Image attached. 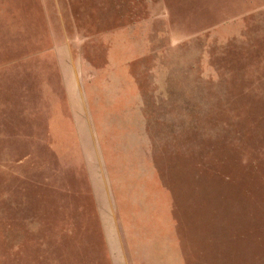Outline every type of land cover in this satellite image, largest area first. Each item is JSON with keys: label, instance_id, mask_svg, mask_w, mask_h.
Listing matches in <instances>:
<instances>
[{"label": "rangeland", "instance_id": "374dc122", "mask_svg": "<svg viewBox=\"0 0 264 264\" xmlns=\"http://www.w3.org/2000/svg\"><path fill=\"white\" fill-rule=\"evenodd\" d=\"M146 1L0 0V264H106L100 150L61 62L100 63L87 40L148 16ZM168 7L132 71L187 263L264 264V0Z\"/></svg>", "mask_w": 264, "mask_h": 264}, {"label": "crops", "instance_id": "0c3cea01", "mask_svg": "<svg viewBox=\"0 0 264 264\" xmlns=\"http://www.w3.org/2000/svg\"><path fill=\"white\" fill-rule=\"evenodd\" d=\"M146 2L148 16L87 40L102 50L100 63L63 59L62 83L84 84L83 90L78 88L74 114L84 117L87 140L100 150L94 154L98 166L90 193L106 264H188L172 194L148 154L150 140L132 71L150 50L157 21L171 17L163 15H170L171 0ZM65 46L61 43L62 50Z\"/></svg>", "mask_w": 264, "mask_h": 264}]
</instances>
